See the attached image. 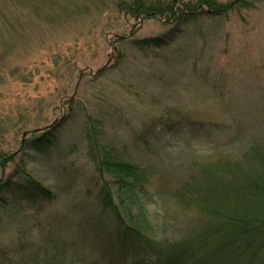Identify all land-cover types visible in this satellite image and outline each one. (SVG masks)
I'll list each match as a JSON object with an SVG mask.
<instances>
[{"label": "rangeland", "instance_id": "rangeland-1", "mask_svg": "<svg viewBox=\"0 0 264 264\" xmlns=\"http://www.w3.org/2000/svg\"><path fill=\"white\" fill-rule=\"evenodd\" d=\"M179 2L190 8L200 0H0V161L22 157L24 137L58 122L56 149L26 163L58 196L51 209H74L71 202H81L73 195L94 175L85 137L90 116L101 124V145L147 167L158 188L161 176L177 184L194 160L238 158L264 137V2L216 18L199 13L189 23L161 18ZM164 34L170 44L147 53L132 42ZM223 97L231 111L219 104ZM149 125L144 144L140 134ZM15 164L3 170L0 162V180ZM154 196L153 219L172 221L177 209L167 216ZM47 221L37 220L27 202L8 207L0 214V252L21 249L11 264L46 261L74 237L67 228L49 233ZM79 245L77 264H90L92 248Z\"/></svg>", "mask_w": 264, "mask_h": 264}, {"label": "trees", "instance_id": "trees-1", "mask_svg": "<svg viewBox=\"0 0 264 264\" xmlns=\"http://www.w3.org/2000/svg\"><path fill=\"white\" fill-rule=\"evenodd\" d=\"M216 1L200 0L191 9L179 2L174 11L168 8L160 16L167 22L189 23L199 13L216 18L231 10L246 11L253 7L252 1L264 2L234 0L232 5L225 6ZM124 12L127 13L125 9ZM168 39L172 38L164 34L132 42L142 53H147L168 46ZM214 90L222 91L218 86ZM225 98H217L223 102L218 103L231 111L233 105ZM73 101L68 100L69 107ZM86 123L87 152L95 170L73 195L81 202L79 205L71 202L74 209L70 203L65 211L51 209L58 196L42 186L26 166L35 157L49 155L56 149L61 139L58 122L45 127L48 129L41 135L24 137L19 148L22 157L16 153L1 156L3 170L8 163L16 164L14 171L0 180V214L8 207L27 202L37 220L48 218L49 233L64 228L74 232V237L64 240L46 261L47 257L35 258L30 264H63L68 258L77 264L82 260L79 244L92 248L96 257L90 264H264V137L238 158L218 156L206 161L194 160L177 184L170 187L167 177L161 176L157 178L161 182L158 188L147 167L121 159L107 145H101L98 119L90 116ZM151 129L152 126H146L140 134L144 144ZM152 193L161 200L167 216L173 208L177 209L172 221L153 219L148 211ZM169 202L176 207L168 206ZM80 212L91 214L77 219ZM19 252L20 248L3 247L0 264H11Z\"/></svg>", "mask_w": 264, "mask_h": 264}]
</instances>
